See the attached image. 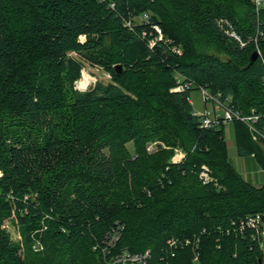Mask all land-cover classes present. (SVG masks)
I'll use <instances>...</instances> for the list:
<instances>
[{
    "label": "trees",
    "instance_id": "obj_1",
    "mask_svg": "<svg viewBox=\"0 0 264 264\" xmlns=\"http://www.w3.org/2000/svg\"><path fill=\"white\" fill-rule=\"evenodd\" d=\"M144 12L148 22L124 25ZM153 25L164 38L152 47ZM83 61L111 81L77 89ZM178 76L193 86L171 91ZM198 86L259 115L257 139L232 122L239 154L264 168V5L0 0V264H108L123 251H149L140 264H264L260 239L234 223L264 214V185L230 161L224 124H201ZM12 217L25 249L4 224Z\"/></svg>",
    "mask_w": 264,
    "mask_h": 264
},
{
    "label": "built area",
    "instance_id": "obj_2",
    "mask_svg": "<svg viewBox=\"0 0 264 264\" xmlns=\"http://www.w3.org/2000/svg\"><path fill=\"white\" fill-rule=\"evenodd\" d=\"M252 2L255 4L256 9L259 10L261 7L264 5V0H252ZM114 6V4H112ZM150 18V15L148 12H144L141 14L140 19L142 21L140 22H148ZM135 24L134 19H127L124 21V25L132 28ZM154 29L157 31L158 35L155 39L150 41V46H154L158 40H162L164 38L163 32L160 28L159 25H153ZM146 34V32L144 33ZM173 49L175 51L181 52V48L174 46ZM110 75V74H109ZM111 77V75H110ZM193 86V83H184L182 76L177 77V85L175 87L171 88V91H183L185 88H191ZM203 101L205 105L209 102L214 103L217 105L218 108H222L223 114L221 115H215V108L214 110H209L208 108H205L204 113H196L200 116L201 118V124L204 127H219L221 125H225L229 122H232L234 119H239L241 121H244L247 123L249 128L251 129L253 133L254 139H257L260 135L256 123L259 118V115L257 114H251V115H242L240 111H236L233 109L229 104V99L224 100L222 98L221 93H212L207 87L205 86H200L199 87ZM192 101V100H191ZM264 137V135H263ZM158 142H154L149 146L150 151H155L157 149ZM155 148V149H154ZM154 149V150H152ZM175 154L176 157L173 159L174 162H180L184 157H185V152L182 151L181 149H175ZM0 175H2V172H0ZM199 178L202 180L203 183L207 184L212 181H214V177L212 176V171L210 170V167L206 164L202 165L201 171L199 172ZM49 215H46L48 217ZM45 217V218H46ZM12 218L6 219L4 222L5 226L6 223L11 220ZM43 222V228H46L45 224V219L42 221ZM237 225V229L241 232L244 233L246 231H250L253 236H257L260 239L261 246H264V214L261 213H256V214H251L247 215L246 217L241 218L239 221L234 222ZM123 228V225L118 224L115 228L112 229V232L109 234L107 237L106 243L108 245L114 244L120 236V231ZM64 231H66L65 227L62 228ZM41 230V229H40ZM33 244L32 248L34 251L39 252L44 250V244L41 240V238L36 237L33 235ZM105 242V241H104ZM175 243V241L173 242ZM186 243H189V240L186 241ZM107 246H104L103 253L105 252ZM149 255V251H146L145 253H140V252H128V251H123L121 254L115 256L111 260L108 261V264H126L128 262H131L133 264H140L142 261H144Z\"/></svg>",
    "mask_w": 264,
    "mask_h": 264
},
{
    "label": "rangeland",
    "instance_id": "obj_3",
    "mask_svg": "<svg viewBox=\"0 0 264 264\" xmlns=\"http://www.w3.org/2000/svg\"><path fill=\"white\" fill-rule=\"evenodd\" d=\"M140 16H135V22L142 21L140 19ZM85 37H81L83 40ZM181 51V50H180ZM71 56L77 57V53L72 52L70 53ZM82 70H81V77L75 82V87L81 91L87 90L91 87H94L97 83L101 82H109L111 81V77L108 73V71L105 69L104 66L98 65V64H92L88 61L82 62ZM88 81L89 83L85 87H81L79 85V82ZM191 100L193 104L194 111L196 113H204L205 108H208L209 110H214L215 108V115H221L223 114L222 108H218L217 105H215L212 102H209L205 105L201 91L198 88H195L192 90L191 93ZM242 113V112H241ZM242 115H249L242 113ZM225 130V138L228 143V156L232 164L235 166L237 171L246 179L253 182L257 186L264 185V168L260 165L258 160L252 156L251 154L246 155H240L237 149L236 145V138H235V131H234V124L233 122H229L224 125ZM155 149V148H154ZM152 149V150H154ZM176 157V154H174L172 160ZM6 228L8 232L10 233L12 239L15 242H19L22 244L21 249H25V243L24 239L22 237V234L17 230L15 224L13 221L9 220L6 223ZM197 248V245H196ZM264 250V246L262 247ZM20 249V251H21Z\"/></svg>",
    "mask_w": 264,
    "mask_h": 264
},
{
    "label": "water",
    "instance_id": "obj_4",
    "mask_svg": "<svg viewBox=\"0 0 264 264\" xmlns=\"http://www.w3.org/2000/svg\"><path fill=\"white\" fill-rule=\"evenodd\" d=\"M259 55V52L258 51H255L253 54H252V57H251V60L254 61ZM117 68L121 69V65H118Z\"/></svg>",
    "mask_w": 264,
    "mask_h": 264
},
{
    "label": "bare ground",
    "instance_id": "obj_5",
    "mask_svg": "<svg viewBox=\"0 0 264 264\" xmlns=\"http://www.w3.org/2000/svg\"><path fill=\"white\" fill-rule=\"evenodd\" d=\"M89 82L88 81H83V82H79V85L82 87H85V86H87V84H88Z\"/></svg>",
    "mask_w": 264,
    "mask_h": 264
}]
</instances>
